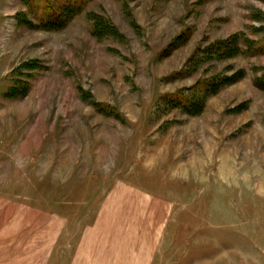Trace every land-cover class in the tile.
<instances>
[{
  "label": "rangeland",
  "instance_id": "1",
  "mask_svg": "<svg viewBox=\"0 0 264 264\" xmlns=\"http://www.w3.org/2000/svg\"><path fill=\"white\" fill-rule=\"evenodd\" d=\"M0 264H264V0H0Z\"/></svg>",
  "mask_w": 264,
  "mask_h": 264
},
{
  "label": "trees",
  "instance_id": "2",
  "mask_svg": "<svg viewBox=\"0 0 264 264\" xmlns=\"http://www.w3.org/2000/svg\"><path fill=\"white\" fill-rule=\"evenodd\" d=\"M227 42L229 43V41H228V40H227V41H223V43H222V44H223V45H227V44H226Z\"/></svg>",
  "mask_w": 264,
  "mask_h": 264
}]
</instances>
